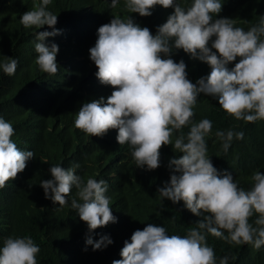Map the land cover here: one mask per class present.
I'll list each match as a JSON object with an SVG mask.
<instances>
[{"label": "clouds", "instance_id": "9594fccd", "mask_svg": "<svg viewBox=\"0 0 264 264\" xmlns=\"http://www.w3.org/2000/svg\"><path fill=\"white\" fill-rule=\"evenodd\" d=\"M52 0H38L19 19L25 28L35 31V63L41 72L53 76L58 71L55 59L58 46L44 42L58 34L57 16L47 6ZM119 0H109L115 8ZM223 0H123L128 13L151 14L154 6L171 7L155 33L135 23L130 15L112 16L96 29V40L89 47V68L99 83L112 86L107 97L83 102L75 112L74 126L86 134H111L120 144H127L134 165L155 169L159 166V149L171 144L178 157L169 160V178L156 193L196 216H202L184 235L169 234L163 225L146 224L134 230L120 249L121 259L111 264H229L234 256L219 258L207 243V236L224 240L229 245L264 246V173L251 172L249 186H240L227 170H217L208 154L207 138L213 135L212 121L194 119L198 96L214 97L219 107L235 120H264V15L247 29L236 25L233 18L216 17ZM182 49L190 58L207 63L210 71L193 83L187 78L183 59L174 61L171 53ZM213 49L215 51H213ZM0 72L12 76L18 61L0 55ZM238 58V59H237ZM235 63L229 67V62ZM188 130L183 131L184 128ZM11 121L0 116V189L15 178L34 157V152L21 149L11 139ZM111 136V135H110ZM216 140L224 154L233 140L244 138L236 127L216 129ZM79 162L68 167L50 164L51 178L41 179L46 199L66 204L86 222L89 232L98 226L115 222L106 195L108 182L77 173ZM75 188V195L70 192ZM250 221V218H253ZM175 222V218H173ZM108 234L93 240L85 238V246L93 250L111 244ZM39 245L31 236L8 235L0 243V264H37Z\"/></svg>", "mask_w": 264, "mask_h": 264}, {"label": "trees", "instance_id": "16d2710c", "mask_svg": "<svg viewBox=\"0 0 264 264\" xmlns=\"http://www.w3.org/2000/svg\"><path fill=\"white\" fill-rule=\"evenodd\" d=\"M34 3L38 0H0V55L18 61L14 75L0 72V116L11 121L14 128L11 139L17 146L34 152L25 168L0 189V243L10 234L31 236L40 248L37 264H111L121 259L120 249L131 233L148 223L163 225L169 234L184 235L203 217L184 208L182 201L173 204L162 198V207L156 193L169 178V160L181 153L175 152L171 144L162 145L158 167L151 170L137 167L129 146L120 145L116 134H111L114 128L95 136L73 123L83 102L107 97L112 89L99 83L94 75L97 68L89 59L88 49L96 40L97 27L109 22L112 16L130 15L135 23L155 33L156 26L165 22L162 13L170 14L173 9L156 5L150 15L140 16L128 13L123 0L115 8L109 7V0H52L47 8L56 14L57 21L52 27L59 32L45 37L44 42L58 46L55 56L58 71L49 76L35 63L34 33L52 28L48 25L25 28L19 19ZM260 15H264V0H223L216 17L233 18L237 26L247 29ZM170 55L174 61L183 59L187 78L193 83L210 71L207 63L190 58L182 49H175ZM89 68L95 72H89ZM203 117L212 121L213 135L207 138V147L214 167L231 172L240 186L247 188L254 169L264 173V120H235L219 107L214 97L201 94L194 108V119ZM229 127L243 130L244 138L233 140L224 154L214 132ZM74 162H79L76 171L85 179L93 176L108 182L106 195L110 197L115 222L89 232L75 210L44 197L39 181L51 178L50 164L68 167ZM75 191L73 188L69 195L74 196ZM103 234L110 236L111 244L96 250L91 245L85 246L87 236L95 240ZM207 243L218 258L226 253L234 256L229 264H264V246L256 250L248 244L229 245L211 235L207 236Z\"/></svg>", "mask_w": 264, "mask_h": 264}]
</instances>
